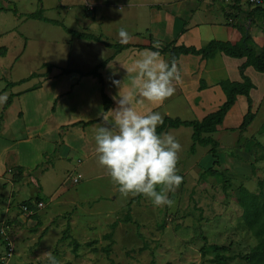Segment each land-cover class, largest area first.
I'll use <instances>...</instances> for the list:
<instances>
[{"label":"crops","instance_id":"obj_1","mask_svg":"<svg viewBox=\"0 0 264 264\" xmlns=\"http://www.w3.org/2000/svg\"><path fill=\"white\" fill-rule=\"evenodd\" d=\"M32 1L34 3L35 0ZM195 1L189 2V6H184L182 3H176V0H163L162 3L165 6L159 7L157 2L147 3L142 0H130V9H134V12L137 10V13L135 12L137 16L142 14L139 8L145 7L144 15L148 18V23H146V27L137 28V30L136 28L127 29L129 35L127 43L119 42V44H127L126 48L114 53L113 49L105 47L107 50H104L102 60H96L92 63L94 66L89 65L85 68L86 70L73 64L74 61L70 60L69 54L63 57L62 50H60L59 64L51 62L52 67L47 66L48 68H45V64L49 62L43 61L40 70L28 69L26 75L18 77V63L24 56L28 41L24 40L21 45L19 43L20 40L28 37L26 31H24L27 21H32L30 25L48 22L25 18L23 14L27 12L22 13L17 9L16 0H0V50L2 51L0 54V98L6 96L7 100L11 96V102L6 106H4L6 100L0 99V179L7 174L5 182L9 181L13 184L14 175L19 173L17 175L18 181L23 180V183L27 186L33 184L44 193L45 186L48 185L47 182L49 181L45 180L42 184L39 177H43L44 169L51 170L55 165L53 163H63L66 168H71L69 165L71 159L81 155L84 156L87 162L96 160L98 164V157L95 152L97 131L101 126H112V110L118 107L116 101L120 98L119 95L132 88V80L136 76V73L130 72L129 69L134 66L135 61L140 59L144 52L155 51L152 47L161 48L175 43V45L182 44L199 48L211 39L235 44L240 41L243 33L249 36L251 45L253 42L256 45L263 42L262 45H264V33L258 31L257 27V23H259L258 25H262L264 30V2L261 6L263 10L253 14L252 17H247L246 12L251 9V6H249V9L247 8V5H249L247 0H236V3L241 7V12L234 19L232 14L228 15L231 11L229 10L230 7H224L215 1L211 3V0ZM38 2L39 0L35 1L28 13L39 8L36 5ZM182 2H187V0ZM57 4L61 8H72L80 3L68 4L59 0ZM154 5L156 6L153 7ZM146 7H148L147 13ZM14 8L22 17H18L12 12ZM134 12L130 14L133 15ZM2 15L9 16L4 17ZM43 15L47 17L44 9ZM23 24L25 25L24 29H21ZM69 29L89 33V31H81V29ZM68 35H70V38L66 40L67 46L70 49H77L82 54H78L80 55V59L77 60L79 63H81V56L87 53L88 50L97 49L102 45L92 39L80 38L71 33H68ZM200 40L201 43L203 40L207 41L200 44ZM255 49L257 52L261 50L260 47ZM258 49L260 50L258 51ZM65 51L66 49L63 52ZM160 56L169 63L168 53H160ZM107 58L109 59L105 65L98 69L103 81V91L111 100L110 109L104 113L101 95L102 85L99 83L98 78L92 74L87 75L85 73L82 75L80 73L90 71L96 64ZM245 61V58L230 57L222 52H217L214 57L209 59H203L197 55L181 54L175 61L180 79L173 81L176 89L174 95L158 105L137 95L132 106L140 113L149 110L157 112L162 119L170 117L180 118L181 120H201L207 114L216 111L225 100V94L217 85L218 82L220 80L242 81L243 74L252 84L248 90L249 104L247 96L237 95L221 123L217 125L216 131L204 134L218 142L216 147L217 156L219 148L222 146L221 140L226 141L223 138L225 133H228L227 130L238 131L237 127L242 122L248 107L250 106V110L254 114L253 120L264 107L262 106L264 103V72H259L248 65L244 67L241 73L240 67L244 65ZM65 69L69 71L65 72ZM33 73L35 75L30 76ZM34 78H38L39 83H35ZM55 78L59 82L55 83L53 80ZM22 79V82L15 83ZM200 80L206 82L207 87L200 89ZM114 81H119V86ZM96 85L100 86L101 103L100 101L90 103L93 95L89 92L84 94L81 92L89 88H95ZM96 92L97 89H94V94ZM103 117L108 119L105 121ZM260 120H264V117ZM181 128L180 132L183 133V136L191 145L192 131L189 130L190 127H168L164 129L161 135ZM243 132V135L247 133L246 130ZM250 132H252L250 135L244 136L246 140L243 141L248 146L247 149H243V143L239 141L241 138L237 136L234 142L229 145V148H238V150H233L235 155L229 152V155L226 156L227 148L224 147L225 153L222 155L224 160H221V162L219 158H213L210 155V146L197 144L193 155L196 156L200 148L208 147L206 154L210 155L212 168L217 165L218 168L220 167L219 171L226 172L228 175L229 170H233V165L237 168L240 164L245 168V171L242 172L241 168H235L233 174H230L232 178L235 177L241 181L244 177H247L246 175L255 174L259 169L260 175L264 177V123L255 132L253 130ZM220 133L222 135H219ZM172 135L179 141L178 133ZM252 146L256 147L257 150H252ZM196 158L198 159V157ZM214 159L217 160V164H213ZM247 160L254 162L253 170L251 166L246 165L248 162L245 163V161ZM88 166L92 169L97 168L94 162H89ZM74 168L72 167V169ZM72 169H67L68 173L65 176L66 178L62 179L61 184L64 182L65 185V183L70 182L68 180L70 174H79L81 180L82 174L76 173ZM258 173L257 175H259ZM259 181L262 183V178L257 180V184ZM244 183L248 185L249 181L242 182L239 185H243L250 192H254L252 188L245 186ZM263 187L264 182L262 183V189H264ZM117 188H119L118 184L114 183L113 189L117 191ZM58 189L64 190V188L54 189L50 193H53L50 200H55L59 196ZM17 199L16 192L15 194L0 192V223L4 220L8 221V217L17 216L19 210L17 203L19 200ZM35 199L45 202L44 207L38 210L33 208V213L22 210L23 214L18 216L20 219L19 224L15 225L14 221L9 220L10 225L5 227L13 239L11 228H14L13 225H15L18 229H23L21 228L22 223L30 222L27 216L32 218L34 216V222L38 225L41 224L42 228L45 227V223L51 220L53 211L51 208H47V201L41 196ZM35 199L28 198L20 201L35 202ZM59 205L60 203L56 209ZM47 209L49 210L47 211ZM2 229H4L3 226H1L0 231Z\"/></svg>","mask_w":264,"mask_h":264},{"label":"rangeland","instance_id":"obj_2","mask_svg":"<svg viewBox=\"0 0 264 264\" xmlns=\"http://www.w3.org/2000/svg\"><path fill=\"white\" fill-rule=\"evenodd\" d=\"M35 1L32 3V0H16L17 9L22 13H28ZM57 1L59 0H39L36 5L42 6L47 17L61 21L68 29H81V31H89V33L99 36L100 39L94 41L100 42L101 47L88 50L81 56V63H79L77 60L82 54L77 49H70L67 46L66 40L70 38L67 31L61 26L51 23L30 25L32 21L28 20L25 29L24 24L21 26L28 37L20 40L19 44H23L24 40L28 42L24 56L18 63V77L26 75L28 69L40 70L43 61L49 62L48 64L51 62L59 64L60 50H62L63 57L69 54L70 60L74 61L73 64L86 70L85 68L89 65L93 67L92 63L96 60H102L105 47L114 50L113 47L106 46L105 42L109 44L119 43L120 28H124L126 31L134 28L137 30V28L144 27L148 23V18L144 15L145 7L139 8L142 14L137 16V10L135 13L134 9H130V0H62L68 4L80 3L72 8L58 7ZM142 1L157 2L159 7L165 6L162 3L163 0ZM182 1L176 0V3L189 6V2L195 0ZM214 1L220 4L216 0H211V3ZM247 8H250L249 5ZM133 12L134 14L131 15ZM18 13L16 16L22 17ZM217 14L219 13L217 12ZM258 24V31L264 33L262 25ZM12 36L14 37V35ZM206 41L203 40L201 43L200 40V44ZM262 44L263 42H259L256 45L253 42L252 45L261 49ZM65 49L66 51L63 52ZM48 64H45V68H48ZM88 72L85 71L84 73L88 75ZM53 80L55 83L59 82L57 78ZM39 81L38 78H34L35 83H39ZM94 89H97L95 94ZM86 92L93 95L90 103L94 101L101 103L100 86L96 85L95 88L83 90L81 93ZM263 117L264 107L258 112L253 122L248 125L247 133L244 135V132L227 130L228 133H225L223 137L226 141L221 140L222 146L219 148L216 158H219L220 162L224 160L222 156L225 153L224 147L228 149H226V156L229 155V152L233 154V150H238L237 147L229 148V145L234 142L237 136L241 138L240 143H243L246 140L244 136L250 135L251 130L255 132L264 123V120H260ZM180 130L182 128L170 132V134L178 133L180 137L178 142L182 147L178 154L179 159L176 168L177 174L183 178L175 191L167 193L168 197L174 201L171 207L154 206L152 201L143 194L139 199H134L136 195L128 194L125 196L118 191V188L115 191L113 189L115 182L107 174V170L97 164L96 160L87 162L81 155L71 159L69 164L71 168H66L63 163H53L55 165L51 170L44 169V178L39 177L40 182L42 184L45 180L51 182H47L48 185L45 186L44 193L33 184L27 186L23 180L18 181L17 175L19 173L14 175L13 184L9 181L5 182L7 174L3 176L0 179V192H12L13 194L16 192L19 210L16 217H8V221H2L0 228L3 226L7 231L5 227L10 225L9 220L14 221L15 225L19 224L18 216L23 214L22 202L20 201L22 199H35L41 196L47 201V208H51L53 211L51 220L45 223L44 228L40 226L41 224L35 223V218L31 216H27L30 222L22 223L21 228L24 230L18 229L15 225H13L14 228L10 226L11 235L14 237V239L12 238L14 253L8 264H49L46 259L48 253H51L59 264H215L210 261L214 254L213 245L225 246L226 250L219 251L227 255L247 252L249 247L255 244L256 238L243 227L239 219L241 210L235 202L233 191L240 183L249 181L248 185L246 183L244 185L257 193V180L262 178V183L264 182V177L260 175V169L255 174L246 175L247 177L240 181V179L230 176L236 168L232 163L233 170H229L228 175L224 172L227 178L224 189L220 179L208 174L203 175V171L212 166L210 155L206 154L208 147L200 148L194 156L189 152V141L185 139ZM244 145L243 143L242 147L246 150L248 146L245 145L244 147ZM251 149L257 150L253 146ZM89 162H94L97 168H90ZM245 163L251 166L253 170L254 162L247 160ZM238 166L236 169L241 168L242 172L245 171V168L240 164ZM72 167L75 168L72 169ZM213 168L220 169L217 165H214ZM67 169L81 173V180L76 184L71 182L65 183V185L64 182L61 184L62 179L68 173ZM65 171L67 172L65 173ZM160 187L157 186V191L160 190ZM57 188H64V190L58 189L59 196L55 200H50V196L53 194L50 193ZM58 201H60V205L56 209L59 204L56 203ZM130 201L132 202L128 206ZM127 213L130 215V220L118 223L113 233V243L108 247L109 253L106 256L102 249L108 246L109 241L104 239L103 235L109 231V226L113 221L123 219ZM66 227L69 231L66 237H62ZM72 239H75L79 244L75 252H73ZM202 246H205L203 255ZM3 251L4 244L0 238V253ZM228 264H245V262L234 259Z\"/></svg>","mask_w":264,"mask_h":264},{"label":"clouds","instance_id":"obj_3","mask_svg":"<svg viewBox=\"0 0 264 264\" xmlns=\"http://www.w3.org/2000/svg\"><path fill=\"white\" fill-rule=\"evenodd\" d=\"M118 36L121 43H127L126 29L121 28ZM129 71L136 73L132 88L119 95L112 126H101L95 136L98 164L125 196L143 194L154 206L171 207L174 201L167 193L175 191L183 179L176 168L182 146L170 133L157 134L163 122L159 113H140L132 105L137 95L155 105L174 95L173 81L180 79L179 70L175 62L169 65L158 51L149 50ZM114 83L119 86V81ZM0 99L6 100V96ZM46 259L49 264H59L51 253Z\"/></svg>","mask_w":264,"mask_h":264},{"label":"trees","instance_id":"obj_4","mask_svg":"<svg viewBox=\"0 0 264 264\" xmlns=\"http://www.w3.org/2000/svg\"><path fill=\"white\" fill-rule=\"evenodd\" d=\"M217 1V0H216ZM264 2V0H263ZM263 2L260 5L251 6V9L246 12L247 17H252L253 14L259 13ZM222 6L230 7L229 10H231L228 15H233V18L235 19L238 17L239 13L241 12V7L236 3V0L233 1L232 4H225L220 3ZM250 6V5H249ZM14 14H17V10L14 8L12 10ZM23 16L27 19H38L44 22H48L51 24L59 25L61 26L65 31L68 33L73 34L74 36L84 38V39H93L98 40L100 39L99 36H95L91 33L86 32H76L73 30L68 29L64 24H62L60 21L55 19L47 18L43 15V8L39 7L37 10L23 14ZM264 16V15H263ZM106 46L113 47L114 53L121 51L122 49L126 48L127 44H109L105 42ZM155 51H159L160 53H168L169 55V65H171L172 62H175L179 55L181 54H191V55H197L200 56L203 59H209L214 57V55L217 52H222L225 55H228L230 57L234 58H245L246 61L244 65L240 67V71L242 73V70L245 66H252L255 70L259 72H264V45L261 47L260 52H257L255 47H253L250 43V38L246 33L242 34V37L239 42L235 44H231L227 41H220L211 39L209 40L205 45L196 48L194 46H185V45H175V43H172L170 45L162 46L161 48H154ZM109 58L105 59L104 61L100 62L97 66H95L92 70L88 72V74H92L96 76L99 80V83L102 85V103H103V112L106 113L110 107H111V100L107 97L105 92L103 91V81L100 73L98 72V69L105 65L106 61ZM49 67H52L51 64H48ZM65 72H68L69 70L65 69ZM84 75L85 73H80ZM35 75L34 73L30 76ZM22 80H19L15 83H20ZM207 83L203 80H200L199 88L203 89L207 87ZM218 85L222 89L223 93L226 96V100L222 103V105L214 112H211L207 114L205 117H203L201 120H181L180 118H170L165 117L163 119L162 124H160L156 132L158 135L168 127H179V126H185L190 127L192 130L191 133V140L192 144L190 145V153H195V147L197 144L202 146H210L209 153L210 155L215 158L216 157V147L218 146V142L214 140L210 136H205L206 133H213L217 129V125L221 123L224 115L226 114L227 110L230 108V106L234 103L237 95H245L247 96V101L249 104V97H248V90L252 86L249 79L242 74V81H230V80H220L218 82ZM11 102V96L7 98V100L4 103V106L8 105ZM254 118V114L250 110V106L248 107L246 113L243 116L242 122L237 127V130L239 133H242L248 125L252 122ZM1 121V116H0ZM213 164H217V160L214 159ZM208 174L211 176H215L218 179H220L223 183V188L225 189V185L227 184V178L225 174L222 171L214 170L211 167L205 169L203 171V175ZM258 192H250L247 188H245L243 185L237 186L234 191V199L237 203L238 207L240 208L241 212L239 215V219L241 220V223L243 227H245L247 230H249L253 236L256 238V242L254 245L249 247V250L245 253H236V254H224L222 251L219 250H226L225 246H216L213 245L212 248L214 250L213 257L210 259L212 263L215 264H228L229 261H232L234 259H239L241 261H244L245 264H264V191L262 189V183L261 181L258 182ZM142 194H137L134 196L135 198H140ZM39 200L35 199V202H38ZM130 201L128 203H131ZM45 203V202H44ZM27 206L29 209H33L34 205L33 202L30 201H23L22 207ZM21 207V208H22ZM34 218V216H33ZM130 220V215L127 213V215L123 219L115 220L110 224V229L108 232H106L103 235V238L108 240V246L104 247L102 249L103 252H105L106 256L108 255V247L113 243V233L118 225V223L121 222H128ZM69 231L68 227H66L63 230V236H67V232ZM1 238V236H0ZM72 247L73 252L76 251L78 247V242L75 239H72ZM89 245V244H88ZM205 246H202L201 251L202 255L204 254L203 249ZM94 249V248H93ZM113 263V262H111Z\"/></svg>","mask_w":264,"mask_h":264},{"label":"built area","instance_id":"obj_5","mask_svg":"<svg viewBox=\"0 0 264 264\" xmlns=\"http://www.w3.org/2000/svg\"><path fill=\"white\" fill-rule=\"evenodd\" d=\"M220 3H225V4H232L234 0H217ZM248 4L252 7L260 5L263 0H247ZM68 180L73 183L76 184L79 182L80 180V175L79 174H70L68 176ZM34 205V209L38 210L44 207V202L43 201H38V202H33ZM23 211L28 212V213H33L32 209H29L27 206H23L22 207ZM0 236L2 239V242L4 244V251L2 253H0V264H7L9 259L12 257L13 253H14V247H13V239L12 237L9 235V233L5 230L2 229L0 231Z\"/></svg>","mask_w":264,"mask_h":264}]
</instances>
